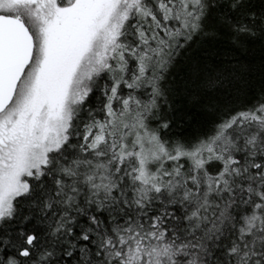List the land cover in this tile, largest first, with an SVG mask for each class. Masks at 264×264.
Returning <instances> with one entry per match:
<instances>
[{
	"label": "snow or ice",
	"instance_id": "6c2138e0",
	"mask_svg": "<svg viewBox=\"0 0 264 264\" xmlns=\"http://www.w3.org/2000/svg\"><path fill=\"white\" fill-rule=\"evenodd\" d=\"M0 264H264V0H0Z\"/></svg>",
	"mask_w": 264,
	"mask_h": 264
}]
</instances>
